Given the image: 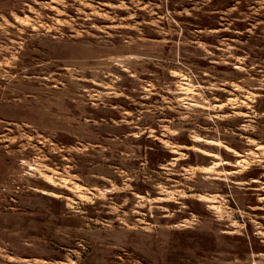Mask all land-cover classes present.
<instances>
[{
    "label": "rangeland",
    "instance_id": "rangeland-1",
    "mask_svg": "<svg viewBox=\"0 0 264 264\" xmlns=\"http://www.w3.org/2000/svg\"><path fill=\"white\" fill-rule=\"evenodd\" d=\"M0 264H264V0H0Z\"/></svg>",
    "mask_w": 264,
    "mask_h": 264
},
{
    "label": "trees",
    "instance_id": "trees-1",
    "mask_svg": "<svg viewBox=\"0 0 264 264\" xmlns=\"http://www.w3.org/2000/svg\"><path fill=\"white\" fill-rule=\"evenodd\" d=\"M147 149L144 151L147 162H150L152 164L156 163L157 166H159V163H164L167 160V157H164V154L170 155L171 153L169 151H163L161 152H155L153 149L154 147H151V145H145ZM165 152V153H164Z\"/></svg>",
    "mask_w": 264,
    "mask_h": 264
}]
</instances>
